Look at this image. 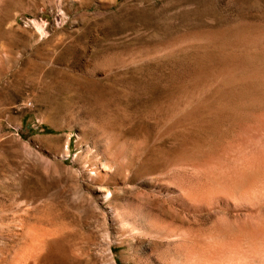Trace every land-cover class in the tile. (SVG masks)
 Masks as SVG:
<instances>
[{"label":"rangeland","instance_id":"rangeland-1","mask_svg":"<svg viewBox=\"0 0 264 264\" xmlns=\"http://www.w3.org/2000/svg\"><path fill=\"white\" fill-rule=\"evenodd\" d=\"M258 116L264 0H0V264H221Z\"/></svg>","mask_w":264,"mask_h":264},{"label":"bare ground","instance_id":"bare-ground-1","mask_svg":"<svg viewBox=\"0 0 264 264\" xmlns=\"http://www.w3.org/2000/svg\"><path fill=\"white\" fill-rule=\"evenodd\" d=\"M263 117L264 116L262 117L258 116L259 120H262ZM260 127H262V125ZM253 151L248 147H246V145L241 150L240 155H242V157L244 158L250 157V159L247 160L248 162H250L249 163L250 165H246V166L244 165L245 168L241 165L242 168L244 169L240 173V178L237 177V179L239 180L238 183L234 186V188L230 192L233 196H235L237 200L241 201L243 204L246 203L250 205L249 207L252 208V212L248 214L247 218L245 217L246 220L242 224L238 225V232H236V234L238 233L237 239L232 243H230V245L232 244L231 246L225 244L229 238L227 233H223L222 231L221 233L219 232L214 233L213 235L210 236V239L211 241L214 242V245L212 244L213 245L212 248L211 249L209 248L207 250H206L207 247L206 245L205 250L198 251L199 259L204 260L206 258H210L211 256L213 257V255L215 257L216 254L219 253L218 255L221 254L220 257L222 258L220 259L221 264H264V172H262V170L261 171L257 170L258 168L252 165L253 161L252 162L249 161L251 160V158L254 159L264 158V152L253 153ZM244 160H246V158ZM254 163L255 162H253V164ZM238 172L237 174L239 175ZM225 222L226 221L224 220V223ZM163 230H161V228H159L158 226V228L150 229L149 233L154 236L156 235L161 236L162 234H164ZM208 239L209 238H207V240ZM198 261L200 262V260Z\"/></svg>","mask_w":264,"mask_h":264}]
</instances>
